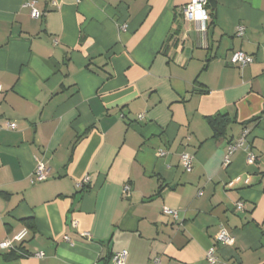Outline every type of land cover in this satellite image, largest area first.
Masks as SVG:
<instances>
[{
	"label": "crops",
	"instance_id": "crops-1",
	"mask_svg": "<svg viewBox=\"0 0 264 264\" xmlns=\"http://www.w3.org/2000/svg\"><path fill=\"white\" fill-rule=\"evenodd\" d=\"M189 2L0 0V241L26 230L0 264H264V0H215L204 33ZM243 130L256 162L225 166Z\"/></svg>",
	"mask_w": 264,
	"mask_h": 264
},
{
	"label": "built area",
	"instance_id": "built-area-1",
	"mask_svg": "<svg viewBox=\"0 0 264 264\" xmlns=\"http://www.w3.org/2000/svg\"><path fill=\"white\" fill-rule=\"evenodd\" d=\"M197 5H199V8H197ZM26 6L30 9V17L33 19H38L42 15L40 11H38L35 7V2L30 1L26 4ZM200 11L203 13L202 18L196 17V12ZM181 14L183 16V19L186 22H193L198 24V29L200 32L204 33L206 31V24L210 21V14H209V5L208 0H190L189 3L182 6L181 8ZM125 26L122 27V31H124ZM244 34V28L239 26L236 30V36L241 37ZM253 62L252 56H249L242 51H236L234 52L230 59H229V65L236 68H244L251 64ZM2 93V86L0 85V94ZM139 119L143 118V115L140 114ZM16 128L15 123L12 122H4L0 125V130H14ZM247 136H248V130H243L241 132V135L232 143L228 144L226 154L224 156V165L227 166L230 163L231 157L239 150L242 149L246 153V162L248 165H254L256 162L255 155L250 151V147L247 144ZM166 155L165 152L159 151L158 156L164 157ZM192 156L189 154L183 153L179 157V163L183 170L186 173L191 172L192 169ZM49 176V170L45 166V164L41 161H38L36 164V167L34 169V172L32 174L31 183H38L45 181ZM238 179H236L237 181ZM86 184V179L78 184L79 188H83ZM232 183L229 184L231 186ZM130 191L129 185H124L122 194L128 195ZM236 210L241 211L243 208V205L241 202H238L235 206ZM163 214L170 216L173 219H177L178 215L175 210L163 208ZM26 237V230L21 231L16 236H14L12 239H6L0 241V250H4L7 252L16 251V246L22 244ZM215 241L218 245L223 246H230L234 243V238L228 233V231L223 228L219 227V230L216 234ZM36 257H41L42 254L38 253L35 254ZM127 259V252L125 250H122L120 252H116L113 254V256L110 259L109 264H125ZM206 261L208 264H216L217 263V257L215 255L214 248H210L206 252ZM153 264L158 263V259L152 260Z\"/></svg>",
	"mask_w": 264,
	"mask_h": 264
},
{
	"label": "trees",
	"instance_id": "trees-1",
	"mask_svg": "<svg viewBox=\"0 0 264 264\" xmlns=\"http://www.w3.org/2000/svg\"><path fill=\"white\" fill-rule=\"evenodd\" d=\"M224 121H225V117L224 116H219V117H216V118H208L207 119L208 124L213 126V127L216 126V125L220 126Z\"/></svg>",
	"mask_w": 264,
	"mask_h": 264
},
{
	"label": "water",
	"instance_id": "water-1",
	"mask_svg": "<svg viewBox=\"0 0 264 264\" xmlns=\"http://www.w3.org/2000/svg\"><path fill=\"white\" fill-rule=\"evenodd\" d=\"M208 5L210 9H215V0H208Z\"/></svg>",
	"mask_w": 264,
	"mask_h": 264
},
{
	"label": "clouds",
	"instance_id": "clouds-1",
	"mask_svg": "<svg viewBox=\"0 0 264 264\" xmlns=\"http://www.w3.org/2000/svg\"><path fill=\"white\" fill-rule=\"evenodd\" d=\"M197 8H199V5H197ZM196 17H197V18H202V17H203V13L200 12V11H197V12H196Z\"/></svg>",
	"mask_w": 264,
	"mask_h": 264
}]
</instances>
